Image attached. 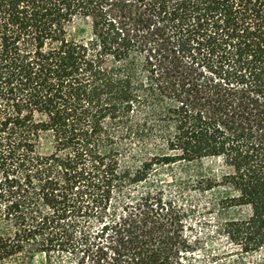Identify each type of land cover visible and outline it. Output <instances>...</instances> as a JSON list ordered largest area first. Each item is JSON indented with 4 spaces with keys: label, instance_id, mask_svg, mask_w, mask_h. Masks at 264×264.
<instances>
[{
    "label": "trees",
    "instance_id": "trees-1",
    "mask_svg": "<svg viewBox=\"0 0 264 264\" xmlns=\"http://www.w3.org/2000/svg\"><path fill=\"white\" fill-rule=\"evenodd\" d=\"M208 157L264 264V0H0V264H184L185 207L137 188L211 190Z\"/></svg>",
    "mask_w": 264,
    "mask_h": 264
},
{
    "label": "rangeland",
    "instance_id": "rangeland-1",
    "mask_svg": "<svg viewBox=\"0 0 264 264\" xmlns=\"http://www.w3.org/2000/svg\"><path fill=\"white\" fill-rule=\"evenodd\" d=\"M136 148L140 142H136ZM145 158H141L144 161ZM199 169L205 175L217 180L211 190L200 188L189 177L188 169L182 163L160 167L153 171L150 178L141 183L137 189L152 190L160 182L164 188L166 200L172 198L175 203L185 207L183 216V233L191 248L188 249L184 264H261L258 254L242 252L240 247L224 232L223 224L227 218L248 217V206L223 209L221 199L232 193V189L220 182L222 175L229 170L220 157L204 158ZM97 225V224H96ZM82 253V252H81ZM69 254V253H67ZM69 254L58 259V264H91V259Z\"/></svg>",
    "mask_w": 264,
    "mask_h": 264
}]
</instances>
